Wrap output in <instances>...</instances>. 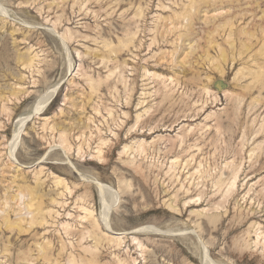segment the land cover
Returning <instances> with one entry per match:
<instances>
[{
    "label": "rangeland",
    "instance_id": "1",
    "mask_svg": "<svg viewBox=\"0 0 264 264\" xmlns=\"http://www.w3.org/2000/svg\"><path fill=\"white\" fill-rule=\"evenodd\" d=\"M0 264H264V0H0Z\"/></svg>",
    "mask_w": 264,
    "mask_h": 264
},
{
    "label": "bare ground",
    "instance_id": "2",
    "mask_svg": "<svg viewBox=\"0 0 264 264\" xmlns=\"http://www.w3.org/2000/svg\"><path fill=\"white\" fill-rule=\"evenodd\" d=\"M59 36H60V35H59ZM61 38H62V41H63L64 43L67 42V38H66V36H64V34H63V35L61 34ZM50 93H51V92H50ZM45 97H46V96H45ZM42 99H43V98H42ZM49 100H51V99H49ZM49 100H48V101H49ZM39 101H41V100H39ZM46 103H47V102H46ZM47 104H48V103H47ZM44 105L46 106V104H44ZM44 105H43V106H44ZM39 108H40V106H39ZM39 108H38V109H39ZM42 109H43V108H42ZM40 111H41V110H40ZM34 112H35V111H34ZM38 113H40V112H38ZM34 114H35V113H34ZM29 116H30V115H29ZM22 125H23V123H22ZM20 129H22L21 126H20ZM19 132H20V131H19ZM20 133H21V132H20ZM17 134H18V133H17ZM20 136H21V134H20ZM66 152H67V151H66ZM12 155H14V154L12 153ZM14 159H15V157H14ZM16 162H17V161H16ZM98 185H99V184H98ZM100 187H101L102 193H103V192H109V193L111 192L112 194L114 193L110 187L108 188L107 186H105V185H103V184H100ZM102 198H103V197H102ZM29 212H30V211H29ZM32 215H33V214H32ZM106 217H107V216H106ZM103 219H104V218H103ZM96 226H99V222H97V221H96V223H95V227H96ZM95 227H94V228H95ZM106 230H107V232H111V231L114 232L113 230H111L110 222L107 221V219H106ZM114 233H118V234H120L119 232H114ZM118 239L120 240L121 237H119ZM119 240H118V241H119ZM120 241H121V240H120Z\"/></svg>",
    "mask_w": 264,
    "mask_h": 264
},
{
    "label": "water",
    "instance_id": "3",
    "mask_svg": "<svg viewBox=\"0 0 264 264\" xmlns=\"http://www.w3.org/2000/svg\"><path fill=\"white\" fill-rule=\"evenodd\" d=\"M219 83H221V86H223V88H224V85H223V83L221 82V81H218Z\"/></svg>",
    "mask_w": 264,
    "mask_h": 264
}]
</instances>
